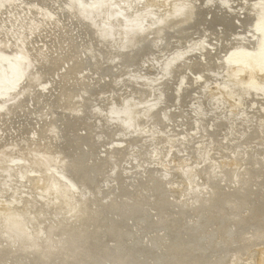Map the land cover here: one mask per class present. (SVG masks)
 <instances>
[{
	"label": "bare ground",
	"instance_id": "6f19581e",
	"mask_svg": "<svg viewBox=\"0 0 264 264\" xmlns=\"http://www.w3.org/2000/svg\"><path fill=\"white\" fill-rule=\"evenodd\" d=\"M61 4L73 5L74 14H65ZM122 4L131 11L124 15L125 24L108 21ZM16 5L24 20H38L47 8L50 23L40 34L34 32L39 35L35 52L28 49L33 56L19 45L8 54L0 51V155L7 158L0 162V264H264V0H25ZM80 12L88 20L80 19ZM99 14L105 22L97 27L92 20ZM145 20L150 26L161 23L157 37L143 29ZM126 25L123 43L133 39L140 47L110 71L103 63L109 56L105 47L112 46L108 33ZM94 26L104 41L93 40ZM210 34L216 36L209 40ZM5 45L0 40V49ZM198 46L199 52L205 49L204 61L195 53L185 57L166 77V88L151 95L144 83ZM149 55L155 61L150 68L143 64ZM34 59L40 79L29 70ZM87 69L95 79L88 78ZM132 70L141 79L134 86L125 82ZM83 94L88 97L79 102ZM200 94L211 101V110ZM102 97L106 100L98 110L104 116L90 109ZM132 98L134 108L143 105L142 110H132ZM157 102L159 110L145 116L143 110ZM49 105L76 107L79 115L67 109L65 118L47 121L42 117ZM248 106L253 107L251 117L259 114V124L245 122ZM119 112L125 114L124 126L113 124L109 132V118L118 119L112 113ZM156 116L164 123L161 128ZM203 121L209 123L210 140L217 141L212 149L205 136V143L196 146ZM144 129L158 138L159 146L155 143L141 166L127 161L137 138L129 145L125 140L133 138L131 131ZM69 130H76L72 138ZM19 133L38 138L31 171L9 150ZM103 134L112 142L101 147ZM150 146L146 142L145 149ZM168 149L174 151L172 159ZM113 169L118 173L111 178ZM213 169L222 177L203 181ZM193 178L198 192H191ZM204 187L211 196L202 195L205 201L200 202Z\"/></svg>",
	"mask_w": 264,
	"mask_h": 264
},
{
	"label": "water",
	"instance_id": "95a60500",
	"mask_svg": "<svg viewBox=\"0 0 264 264\" xmlns=\"http://www.w3.org/2000/svg\"><path fill=\"white\" fill-rule=\"evenodd\" d=\"M16 1V0H15ZM19 1H25V0H17V2H19ZM17 2L16 3H10V1L9 0H6V1H3V2H1L0 3V7H2V8H6V9H4V10H2L3 11V13H5V16H6V18H5V21L4 22H1L0 23V32L1 31H3V32H5L4 34H1L0 35V40L1 41H6V45H5V47L4 48H6V50L3 48V49H0V51H4L6 54H8L9 52H10V50H13L14 48H17V45H19L20 47H22L27 53H29L30 55H32L33 56V54L32 53H30V51H33V52H35L34 50H35V48H36V39L38 38V36L39 35H36V34H40V32L42 31H44L45 30V25L46 24H48V23H50V15H49V13L47 14V12H49L48 11V9L47 8H45L44 10H43V13H40L39 15H38V20H34V19H32V18H30L29 17V21L28 20H24V18H22V16L25 14L24 12H22V13H17V12H15V10H17ZM88 2H90V1H88ZM61 3V2H60ZM62 5V4H61ZM63 6V5H62ZM64 7V6H63ZM74 6L73 5H71V6H69V7H64V9H65V14H69V13H71V14H74ZM222 9H223V7H222ZM20 10V9H19ZM115 11H116V13L115 14H111V16H108V17H106V18H110V19H108V21H112L114 24H117V22L119 21V23H123V24H125V20H124V15L125 14H128V13H130L131 11H129L127 8H126V5H120V7L118 8H115L114 9ZM13 11V12H12ZM214 12V11H213ZM213 12H211V13H209L208 15H207V17H209L210 15H211V17H212V15H213ZM82 14V12H80V15ZM88 14L89 13H87L86 12V16L88 17ZM83 15V14H82ZM81 15V16H82ZM52 17V16H51ZM177 17V16H176ZM196 16H193V18H195ZM88 18H90V16L88 17ZM102 18H103V15L102 14H99L96 18H94L92 21H94V25L95 26H102L101 24L102 23H104L105 22V20H102ZM171 18V17H170ZM174 18V17H173ZM80 19H82V20H88L87 18H85V16H82ZM148 19V18H147ZM177 19V18H176ZM176 19H174V20H176ZM25 21H28V23H29V25L31 26V27H29V28H27L25 25H24V22ZM52 21V20H51ZM108 21H106V23H108ZM32 22H36L35 23V25H32ZM37 23H38V28H37ZM86 24H87V22H86ZM89 24V23H88ZM161 23H157L156 25H152V26H150V21L149 20H145V21H142V25H143V29L145 28L148 32L147 33H149L150 34V36L151 37H153V38H155V37H157L158 35L156 34V32H157V29L156 28H158V26L160 25ZM129 25H131V26H133V25H135V22H133V23H129ZM93 27V31H92V38H93V40H95V39H97V40H102V41H104V39H101V37H100V35H99V33H97V28L96 27ZM160 26H162V25H160ZM120 32H118V31H116V32H114V34H113V32H109L108 33V38H109V41H110V44L112 45V46H108V47H105V50H106V52H108V54L107 55H109L107 58H105V60H103V63L104 64H106V65H108L109 66V68L108 69H110V71H112L114 68H119L120 67V65L124 62V60L126 61V59H127V55L126 54H128V53H131V52H133L136 48H139L140 46H137V44L134 42V40L132 39L131 41H128L127 43H123V41H122V39H121V31L122 30H126V31H129V29H128V27H127V25L125 26V27H121L120 26ZM126 28V29H125ZM133 28H135V27H133ZM37 29H38V33H36V34H34V32H36L37 31ZM142 29V30H143ZM145 30V31H146ZM145 35V34H144ZM143 35V36H144ZM139 36H142V34L141 35H139ZM5 37H7V39L5 40ZM145 38H147L146 37V35H145ZM130 39V38H129ZM119 41H121V42H119ZM102 45V44H101ZM160 45V44H159ZM158 45V46H159ZM103 46H105L104 44H103ZM1 47V46H0ZM28 49L30 50V51H28ZM103 49H104V47H103ZM155 49H157L156 47L153 49V50H155ZM24 51V52H25ZM110 51H112V53L110 52ZM46 52V51H45ZM121 52V53H120ZM90 53H93V52H91V51H87V54L88 55H90ZM118 54V55H117ZM120 54H123V55H120ZM131 54H133V53H131ZM93 55V54H92ZM23 56H24V54H23ZM91 56V55H90ZM184 54L183 55H181V56H179L178 58H177V60H176V62L174 63V64H171V65H168L167 66V70H163V72L161 71V75L158 77V78H156L155 80H153V81H151V82H147V83H144V86L147 88V90H149L150 91V94L152 95V94H154L157 90H156V85H158L159 84V86H160V84L162 85L164 82H165V79H166V77H168V76H170L174 71H175V69H176V65H178L179 63H182L183 61H184ZM153 57V56H152ZM151 57V55H149V58H147L146 60H145V62H143V64L145 65V66H149V64H152V63H155V61H154V57L152 58ZM124 59V60H123ZM38 63H40L39 61H37ZM43 62H47V61H45V59L43 58ZM121 63V64H120ZM35 64H36V60L34 59L31 63H30V71H31V68H32V70H34V72H35V77H36V79L38 78V79H40L42 76L40 75V73L38 72V67L35 69ZM45 64V63H44ZM162 68L164 67L163 65L161 66ZM148 68H150V67H148ZM161 69V68H160ZM29 72V71H28ZM87 72H88V78L89 79H95V77L97 76L96 74H93V72L92 71H90V70H88L87 69ZM125 78H128V80L129 81H125V82H127V84H129V85H131V86H134V85H132V83L133 82H141V79H139L136 75H135V71L134 70H132V71H130L128 74H127V77H125ZM118 82V83H117ZM125 82H124V84H125ZM43 83V82H42ZM116 83H117V85L118 84H120L121 85V83H122V81L121 80H119V78H116ZM38 84V83H37ZM53 84V83H52ZM116 85V88H118V86ZM36 86V85H35ZM163 86L165 87L166 86V83H164L163 84ZM21 87H23V84H21ZM91 88H96V87H91ZM133 88V87H132ZM166 88V87H165ZM23 89V88H22ZM34 89H35V87H33V88H31V90H33L34 91ZM26 91H28V90H26ZM30 91V90H29ZM85 92H89L90 93V91H88L87 89H85ZM116 92V96L118 95V94H120L119 93V90H116L115 91ZM14 93V92H13ZM12 93V94H13ZM23 94H25V93H23ZM203 94H205V93H203ZM203 94H200V97L202 98V100L203 101H205V106L207 107L206 109H210L211 110V108H212V103H211V101H207L206 102V100L205 99H203ZM115 96V97H116ZM86 97H88L87 95H85V94H83L82 95V97L80 98V100H79V102H81V100H83V99H85ZM109 99H112L111 97L109 98ZM106 100V98H104V97H102L101 99H98V103L96 102H93V104H91V112L92 113H94V114H96V115H103L104 116V114H99V110H98V106H100L101 107V103H103L104 101ZM201 100V99H200ZM40 102V101H39ZM79 102L77 103V104H79ZM131 104H132V106H131V108H132V110H133V108L136 106V98H132L130 101H129ZM42 107H41V109H40V112H39V114L41 115L42 114V111H43V109H44V107H45V103L43 102L42 104ZM63 105V104H62ZM111 106H113V105H117L116 104V102H112V104H110ZM197 105H198V103H197ZM28 106H30V108H28V109H32V107H31V105H29L28 104ZM159 106H160V102H157V104L156 105H152L151 107H149V108H147V110L145 109V110H143V112L145 113V116L146 115H148V113L151 111V113L150 114H152L153 113V115L157 112V110H159ZM49 107H51V105H49ZM145 107V106H144ZM210 107V108H209ZM58 108V107H57ZM57 108H55L54 109V107L52 106L51 108H49V109H47V110H45V114H44V116L42 117L43 119H45V120H47V121H49V120H54L55 118H56V116H61V118H65L64 116H63V114L65 113V111L67 110V109H71L70 107H68V108H66V107H64V106H62V108H60L59 110L57 109ZM138 108H140L141 110H142V108H143V105H141V106H139V107H137V108H134V109H138ZM151 109V110H150ZM253 109V107H251V106H248L247 107V110L248 111H250V110H252ZM215 110H217V109H214L213 110V112L212 113H214L215 112ZM219 110V109H218ZM202 112V111H201ZM71 113H74L73 114V116L74 117H76L75 115H79V112H78V109H76V107H74V111H73V109H71ZM122 113V112H121ZM120 112H119V114H114V113H112L113 114V116H117L118 117V119H116V118H109V119H111V120H109L110 121V126L109 127H107L108 129V131L109 132H111V130H113V128H114V125H116V126H124V125H122L123 123L122 122H124V115L125 114H121ZM143 113V114H144ZM142 114V113H141ZM141 114H138L139 116H141ZM153 115L151 116V117H153ZM207 115H209V114H207ZM110 117H111V115H109ZM90 118H93L92 117V115L90 116ZM156 118L157 119H160L157 123H156V120H154L155 119V117H154V119H153V124H154V127H151V130L152 129H155V123L158 125V127L159 128H161L163 125H164V123L162 122V120H161V118L159 117V116H156ZM107 119V118H106ZM120 119V120H119ZM136 119V118H135ZM152 119V118H151ZM151 119L149 120L150 121V123H151ZM260 119V117H259V114L258 115H253L251 118H250V125H251V123H255V125L256 124H259V120ZM122 121V122H121ZM191 122H192V120H191ZM207 121H203V124H201L200 126V134H201V137L199 138L200 140L198 141V143L200 144V142L201 143H205V141H204V136L207 138V139H209L210 140V137H208V134H209V128H208V125H209V123H208V125H207V123H206ZM114 124V125H113ZM17 125H19V124H14L13 126H11V128L10 129H15V127L17 126ZM242 128H245L244 126H241ZM127 128V127H126ZM70 131V134H71V136L70 135H68V137H71L72 138V135L73 134H75L76 133V130H74V131H71V130H69ZM78 132H79V134H83L84 133V130H78ZM97 132H100V130H97ZM132 135H133V138L132 137H130L131 139H127V140H125V145L127 144V145H129V144H131L132 142H133V139H136L137 140V146L136 147H134V148H136V150H134V149H132V154H130L129 155V152L127 151V150H124V151H127V153H128V158H130V159H128L127 161L128 162H130L131 160H132V162H135V163H137V164H141V166H145V163H147L148 162V160H149V155H151V153L153 152V151H150V150H152V148L154 147L155 149L157 148L156 147V145H155V143L159 146V143L157 142L158 141V138H156V140H154L153 139V135H152V133L151 132H148V129H144V130H141V131H138L137 133H134V132H130ZM49 134H51V133H49ZM53 134H55V133H53ZM34 133L33 134H29L27 137L26 136H24V138H23V136H22V134L21 133H19V137H18V141H17V143L15 144L16 146L14 147V148H12V147H10V149L9 150H11L10 152L12 153V155L13 156H15V157H18L19 156V158H22L23 159V163H29V166H28V169L27 170H32V168H34V163H35V161L33 160V159H30V154H33V152H32V149L34 148V144L37 142V140H38V138H35V139H33L34 138ZM169 135H171V134H169V133H166V135H164V136H166L168 139L170 138V137H172V136H169ZM137 136V137H136ZM102 137H104V134L102 135ZM123 139H124V137H122ZM148 138V139H147ZM140 139V142H138V140ZM43 140H49V138L48 137H45V139H43ZM171 142H172V138H170L169 139ZM169 140H167L166 142H167V145H169L170 146V141ZM21 141V142H20ZM40 142V141H39ZM109 142H112L111 141V138H110V136H108V138H103L102 140H101V143H99L100 144V146L102 147V145H106L107 143H109ZM136 142V141H135ZM146 142H150V145H152V146H150L149 148L150 149H145V144H146ZM152 143V144H151ZM18 144V145H17ZM19 145H21V146H19ZM209 145H211V147H210V149H212L213 147H215L216 145H217V141H215V140H210V143H209ZM111 147V149L112 150H114L115 148L114 147H112V146H110ZM27 149V150H26ZM23 150V151H22ZM26 150V151H25ZM145 150V152H146V154H144L143 155V151ZM168 150H170V149H168ZM171 151V150H170ZM8 152V151H7ZM118 152H120V151H118ZM156 152V151H155ZM168 152V151H167ZM234 153L236 152V153H238L237 152V150L236 149H234V151H233ZM118 154V153H117ZM168 154H170L171 155V157H170V159H172V157H173V154H174V151L172 152H169ZM116 154H114L113 156H115ZM160 155H162V153H160ZM130 156V157H129ZM167 156L168 155H166V157L165 158H167ZM118 157V156H117ZM25 158V159H24ZM144 158H148V160H144ZM7 158H4V156H2V155H0V162H2V164L4 163H7ZM25 160H27V161H25ZM106 160V159H105ZM108 160V159H107ZM111 161L113 160H115L114 161V163H117V160L116 159H114V158H111L110 159ZM119 160V159H118ZM144 161V162H143ZM125 162V161H124ZM65 163V162H64ZM135 163H133V164H135ZM22 165H24V164H22ZM154 166H158V165H150V166H146L148 169H152ZM217 167V166H216ZM145 168V167H144ZM147 169V170H148ZM216 169H218V167L216 168ZM216 169H213V170H211V171H209V172H207V174L205 175V179L203 180L202 179V177L200 176V175H198V177H199V179L200 180H203V181H212V179H216L218 176L219 177H222V175H223V173H220V171L219 172H217V170ZM156 170V169H155ZM29 171V172H30ZM243 172H245V170H243ZM117 173H118V169H113V172H112V174H111V178H114L116 175H117ZM162 173V172H161ZM173 173H174V171H173ZM10 174H13V176H14V172H13V170L10 172ZM162 175H165V174H162ZM12 176V175H11ZM166 176V175H165ZM164 176V177H165ZM228 176V175H227ZM247 178V177H246ZM261 178V177H260ZM199 179L197 180V181H199ZM193 181H195L194 180V178L193 179H191V182H190V185L192 186V185H195V187H193V190L191 191V192H198L196 189H198L199 187H198V185H197V183H195V182H193ZM193 183V184H192ZM78 185H80L81 186V184H78ZM207 187V186H206ZM206 187H204V188H202V190H204V194H202V192L203 191H200L201 193H199L198 194V196H200V197H198V199H199V201L200 202H204L205 200H200V199H202L203 198V196L202 195H206V197H204V198H208V197H210L211 196V194H210V191L208 190V189H206ZM82 189V188H81ZM74 190V189H73ZM74 192V191H73ZM75 192H76V190H75ZM114 192H117V190L116 191H114ZM91 193V195H92V191L90 192ZM197 194V193H196ZM195 195V194H194ZM88 211V210H87ZM84 233V232H83ZM22 235H24V234H21V236ZM85 235V234H84Z\"/></svg>",
	"mask_w": 264,
	"mask_h": 264
},
{
	"label": "rangeland",
	"instance_id": "374dc122",
	"mask_svg": "<svg viewBox=\"0 0 264 264\" xmlns=\"http://www.w3.org/2000/svg\"><path fill=\"white\" fill-rule=\"evenodd\" d=\"M208 5H209V3H208ZM228 5H229V4H227V7L230 6V5H229V6H228ZM224 6H225V7H223V8H227L226 5H224ZM228 9H229V8H228ZM232 14H233V13H232ZM210 16H211V15H210ZM210 16H209V17H210ZM240 17H241V16H240ZM240 20H241V19H240ZM220 30H222V28L218 29V31H220ZM215 33H216V35H217V32H215ZM211 35H212V36H211ZM214 35H215V34H210V35H209L210 38L207 37V39H209V40H210V39H213V36H214ZM216 35H215V36H216ZM215 36H214V37H215ZM206 44H207V43H206ZM204 46H205V44H204ZM208 46H209V45H208ZM200 47H201V46H198V47H196V50H195V48H194V49L190 50V52L185 53L186 55L184 54V56H183V57H184V58H183L184 61L187 60V59H185V57H186V58H190L189 56H191V55L193 56L194 53H195V56H197L196 58H198V61H199V62H200V59H201V61H202V60L204 61L203 56H201V54L205 51V49H204V47L202 46V49H201L202 51L199 52ZM213 47H214V46H212V47H211V46H209V47L205 46V48H206L207 50H208L209 48H213ZM215 47H216V46H215ZM215 47L213 48V50H216ZM197 49H198V51H197ZM203 49H204V50H203ZM201 52H202V53H201ZM190 53H191V54H190ZM196 54H197V55H196ZM187 56H188V57H187ZM192 56H191V57H192ZM200 57H201V58H200ZM196 58H195V59L192 58V60H193V61H194V60H197ZM192 60H191V62L186 61V64H187L188 62H189V64H190V63L192 64ZM203 61H202V62H203ZM191 64H190V65H191ZM158 86H159V84H158L157 86H155L157 90H159L160 87H163V85H161V84H160L159 87H158ZM178 88H179V87H178ZM178 88L176 87V90H178ZM215 93H216V92H215ZM196 111L200 112V110H198V109H197ZM249 112H250V116L248 115V116H249V119H248V117H247V119H245V120H246L245 122H247V120L250 121V118H251V111H249ZM239 118H241V116H240ZM241 119H242V118H241ZM171 138H173V137H171ZM197 145H199L198 142L196 143V146H197ZM20 165H22V161L20 162Z\"/></svg>",
	"mask_w": 264,
	"mask_h": 264
}]
</instances>
